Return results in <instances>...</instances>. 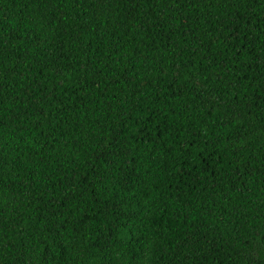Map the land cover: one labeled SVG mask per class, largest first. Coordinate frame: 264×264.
Masks as SVG:
<instances>
[{
    "label": "trees",
    "instance_id": "1",
    "mask_svg": "<svg viewBox=\"0 0 264 264\" xmlns=\"http://www.w3.org/2000/svg\"><path fill=\"white\" fill-rule=\"evenodd\" d=\"M0 264H264V0H0Z\"/></svg>",
    "mask_w": 264,
    "mask_h": 264
}]
</instances>
